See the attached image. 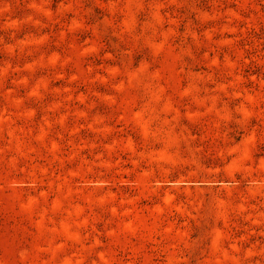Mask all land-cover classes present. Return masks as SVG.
Segmentation results:
<instances>
[{
  "label": "rangeland",
  "instance_id": "obj_1",
  "mask_svg": "<svg viewBox=\"0 0 264 264\" xmlns=\"http://www.w3.org/2000/svg\"><path fill=\"white\" fill-rule=\"evenodd\" d=\"M0 264H264V0H0Z\"/></svg>",
  "mask_w": 264,
  "mask_h": 264
}]
</instances>
